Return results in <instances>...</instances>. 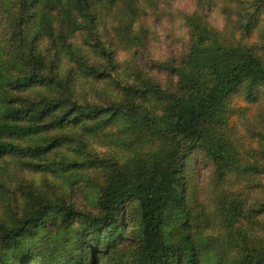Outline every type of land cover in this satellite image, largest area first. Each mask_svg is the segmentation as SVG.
Instances as JSON below:
<instances>
[{"label":"trees","instance_id":"obj_1","mask_svg":"<svg viewBox=\"0 0 264 264\" xmlns=\"http://www.w3.org/2000/svg\"><path fill=\"white\" fill-rule=\"evenodd\" d=\"M140 1L16 0L0 49V194L7 191L2 164L9 157L29 170L94 168L106 180L86 213L66 202L65 195L50 199L41 192H28L17 213L3 196L0 264H100V257L126 236L136 245L130 253L134 264H264V232L258 235L252 227L256 209L248 207L246 195L214 187L219 204L224 203L209 215L220 216L228 233L203 238L201 217H195L187 194L189 173L201 163H211L221 179L232 171L264 174V167L248 162L231 126L233 117L245 114L232 106V98L240 95L251 105L264 93V59L247 42L252 29L244 26L246 31L234 39L199 14L185 15L188 48L180 65L169 68L177 83L168 92L141 68L132 63L122 68L118 62V50L143 45L144 34L133 30ZM74 33H83L103 64L74 55V65L58 71L61 51L69 48L67 38ZM260 49L263 54L264 46ZM77 70L99 79L121 70L128 81L116 82L117 101L82 102L75 96ZM33 87L53 93L33 96L27 92ZM113 126L126 151L123 162L85 155L45 159L76 141L62 130L102 132ZM41 158L44 162H34ZM245 220L247 226L238 227ZM221 248L233 249L234 257H225ZM208 253L213 260H206Z\"/></svg>","mask_w":264,"mask_h":264},{"label":"rangeland","instance_id":"obj_2","mask_svg":"<svg viewBox=\"0 0 264 264\" xmlns=\"http://www.w3.org/2000/svg\"><path fill=\"white\" fill-rule=\"evenodd\" d=\"M15 2L16 0H0V49L4 48V41L7 40L6 35L16 11ZM137 7L133 30L139 35L141 32L144 34L143 45L125 51L118 50V62L122 68L131 63L136 65L168 92L175 91L177 83L176 74L169 68L180 65L188 48L189 31L184 20L185 15L199 14L210 27L228 37L233 36L234 39L239 38L242 31H246L242 30L244 26L250 27L252 30L247 42L249 45H255L264 59V53L262 54L260 49L264 46V0H261L259 5L258 0H141ZM67 44L69 48L63 49L59 56L60 73H65L74 65L71 61L74 55L83 56L92 64L104 63L103 59L92 52L83 33L70 34ZM39 49L41 53L47 50L45 41H41ZM117 81H128V77L123 75L121 70L103 79L82 74L77 70L74 80L75 96L82 102L90 103L117 101L120 97L116 87ZM27 92L40 96L52 94L53 90L47 87H33ZM231 104L245 109L243 117L235 116L231 119V126L246 150L248 162L264 167V93H261L257 103L250 105L240 95H236ZM60 132L74 135L76 141L53 150L45 159H80L85 155L100 159L111 157L123 162L126 157V151L116 141L120 135L117 127H109L102 132L69 127ZM45 159L34 162H44ZM2 165L6 169L8 184L6 193L0 194V213L4 204L3 196L10 198L17 213H21L30 197L28 192L32 195L41 192L50 199L65 195L66 202L74 205L79 212L86 213L93 210L92 199L97 196L106 180V175L94 168L54 172L29 170L21 168L19 163L10 157L6 158ZM227 175L229 176L221 179L219 171L211 163H201L195 168L193 166V171L189 173L188 198L195 217H201L198 218V233L203 238L216 237L219 231L228 233L220 216L209 215H213L224 203L223 201L219 204L215 195V189L218 187L225 192L246 195L250 205L248 207L251 211L256 209L253 211L252 227L254 226L255 232L261 235L264 232V213L260 212L264 208V174L246 172L242 175L232 171ZM234 175H239V178L236 179ZM247 224L245 220L238 227L244 228ZM229 229L236 230L235 227ZM128 231L131 233L132 228L129 227ZM135 247L131 238L126 236L115 250L110 251L108 256L100 257L98 261L100 264H110L111 261L116 262L119 259L122 264H134V255L130 253ZM220 250L227 258H233L235 255L231 248ZM206 260H213V256L208 253Z\"/></svg>","mask_w":264,"mask_h":264}]
</instances>
